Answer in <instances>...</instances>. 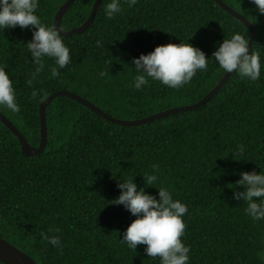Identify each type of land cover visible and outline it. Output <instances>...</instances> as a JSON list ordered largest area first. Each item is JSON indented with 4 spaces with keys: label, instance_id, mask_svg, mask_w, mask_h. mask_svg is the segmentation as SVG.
Wrapping results in <instances>:
<instances>
[{
    "label": "trees",
    "instance_id": "obj_1",
    "mask_svg": "<svg viewBox=\"0 0 264 264\" xmlns=\"http://www.w3.org/2000/svg\"><path fill=\"white\" fill-rule=\"evenodd\" d=\"M66 1L40 0L42 22L55 25ZM95 1L72 3L61 21L64 30L82 25ZM223 1L255 26L251 51L264 64V16L249 0ZM121 6L122 12L108 19L101 4L85 33L63 35L71 63L60 70L61 79H53L54 61L46 59L31 87L26 81L34 66L26 43L33 30L0 31V65L13 80L21 109L0 110L31 144L41 139V102L31 98L33 89L47 97L70 90L113 117L141 119L200 101L225 74L211 58L218 43L236 32L250 40L248 27L215 0H137L134 6L121 0ZM170 42L205 51L208 70L179 90L151 80L139 91L129 87L133 57ZM46 115L49 137L41 155L24 154L0 121V236L37 264H160L146 255L144 245L136 252L120 242L136 217L123 204H108L121 194L120 180L144 187L143 174L153 166L159 168L157 186H167L174 199L188 205L182 239L191 246L190 264H264L257 256L264 249V220H253L244 211L247 204L232 199L234 190H243L233 189L241 171L264 169V67L257 82L233 73L203 106L143 125L110 122L63 95L51 101ZM146 191L159 198L157 187ZM41 233L59 236L62 250Z\"/></svg>",
    "mask_w": 264,
    "mask_h": 264
},
{
    "label": "clouds",
    "instance_id": "obj_2",
    "mask_svg": "<svg viewBox=\"0 0 264 264\" xmlns=\"http://www.w3.org/2000/svg\"><path fill=\"white\" fill-rule=\"evenodd\" d=\"M100 3L104 5L103 12L108 19H113L123 10L121 0H100ZM125 3L134 6L137 0H125ZM249 3L254 6L258 15L264 16V0H249ZM39 7L40 0H0V31L17 27L33 30L32 39L26 43L34 66L31 78L26 81L29 87L44 71L46 59L54 61V66L51 67L53 79H61L60 70L71 63L70 48L62 35L64 28L42 22L37 14ZM96 44L101 46V41L97 40ZM249 49V40L236 32L218 43L211 58L215 59L225 73H237L241 79L257 82L261 78L264 64L260 54ZM132 65L135 75L129 87L139 91L149 85L151 80L179 90L190 83L198 72L208 70L209 58L205 51L191 43L170 42L155 47L154 51L147 54L133 57ZM104 75L103 71L99 73L100 77ZM46 97L47 92L42 89H33L31 92V98L37 102H42ZM2 107L13 113L21 110L13 80L5 67L0 65V108ZM237 148L241 154L245 152L243 144ZM158 173V166H153L151 173L143 174L144 187H138L134 179L120 180L117 186L121 189V194L108 201V204H123L136 217L123 231L120 242L136 252L139 245H144L146 255L150 258L158 257L160 264H190L191 246L182 239L186 228L184 217L189 212L188 205L174 199L167 186H157ZM239 175L240 179L233 189L243 186V190H234L232 199H242L247 204L244 210L246 215L253 220H264V169L259 173L255 169L241 171ZM151 186L158 188L159 198L146 191ZM41 237L62 250L59 236L41 233ZM257 256L264 261V249L259 250Z\"/></svg>",
    "mask_w": 264,
    "mask_h": 264
},
{
    "label": "water",
    "instance_id": "obj_3",
    "mask_svg": "<svg viewBox=\"0 0 264 264\" xmlns=\"http://www.w3.org/2000/svg\"><path fill=\"white\" fill-rule=\"evenodd\" d=\"M76 0H67L65 3H63L57 13L55 14V26L60 27L61 21L70 7L72 3H74ZM222 8H224L227 12H229L231 15H233L235 18H238L241 20L250 30V51L252 49L255 37H256V28L253 25V23L250 22L243 14H241L236 9L230 7L228 4H226L223 0H215ZM101 7L100 0H96L90 15L88 16L87 20L77 28H74L69 31H64L62 35L65 36H72L74 34H83L85 33L93 24L96 14L98 13L99 9ZM233 74V73H232ZM231 73H225L217 86L204 98H202L200 101L194 104L185 105V106H179L170 108L167 110H163L161 112L152 114L150 116L141 118V119H135V120H123L120 118L113 117L106 113L104 110H102L99 106L91 102L90 100L84 98L83 96L70 91V90H58L54 93H52L50 96H48L45 100H43L40 104L39 108V115H40V134L41 139L38 146L32 145L27 137L19 130L17 126L14 125V123L0 110V121L6 125L11 132L19 139L22 151L27 156L32 155H39L44 152V150L47 147L48 143V126H47V115L46 110L47 106L51 103V101L59 96H68L72 99L77 100L79 103L87 106L89 109L93 110L97 114L101 115L105 119H107L110 122L118 123L124 126H138L143 125L146 123H150L152 121L167 117L172 114H176L183 111H189L192 109L199 108L203 106L205 103H207L212 96L217 93L223 85L229 80ZM0 260L5 264H37V262L31 258L27 253L16 247L14 244L10 243L8 240L0 236Z\"/></svg>",
    "mask_w": 264,
    "mask_h": 264
}]
</instances>
